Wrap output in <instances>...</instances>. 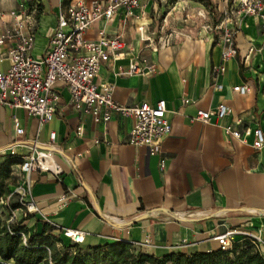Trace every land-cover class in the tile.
Returning <instances> with one entry per match:
<instances>
[{
	"label": "crops",
	"instance_id": "0c3cea01",
	"mask_svg": "<svg viewBox=\"0 0 264 264\" xmlns=\"http://www.w3.org/2000/svg\"><path fill=\"white\" fill-rule=\"evenodd\" d=\"M40 1L43 9L34 28L33 57L46 51L63 6V0ZM18 2L0 0V25L9 21L7 14L18 9ZM140 4L136 11L144 15L133 24L123 28L118 14L112 21L95 22L86 35L94 38L103 29L123 36L124 54L102 64L97 78L113 85L117 103L135 106L165 100L171 129L159 152L151 156L147 147L127 145L133 117L113 112L107 122H94L81 106L69 104L68 91L60 84L57 111L41 128L24 110L0 105V148L10 145L13 117H17L25 130L22 142L28 146L35 142L48 151L61 169L57 178L46 173L30 176V197L37 211L25 214L18 208L14 220L26 217L22 225L36 234L44 223L56 228L55 235L63 229L83 231L86 235L80 246L84 248L125 241L155 257L217 250L214 238L236 231L234 241L244 235L259 237L257 250L264 258V147L257 151L251 137L243 143L224 132V126L232 123L239 130L249 125L264 132V37L258 32L256 17L225 19L235 31L237 51L222 61V41L201 29L195 39L173 45L152 43L156 51L144 47L136 27L144 24L154 37L158 4L157 0H140ZM138 55L155 60L159 72L117 74L119 66H127L130 57ZM220 64L224 71L216 77L214 69ZM7 67V60L0 61V70ZM238 84H246L248 92L233 91ZM184 95L189 98L187 104H182ZM220 102L231 108L228 115L209 122L195 119L197 110L213 109ZM79 125L81 137L76 136ZM52 130L56 138L50 144ZM94 140L99 142L94 144ZM17 166L12 174H17Z\"/></svg>",
	"mask_w": 264,
	"mask_h": 264
},
{
	"label": "built area",
	"instance_id": "2783aa9c",
	"mask_svg": "<svg viewBox=\"0 0 264 264\" xmlns=\"http://www.w3.org/2000/svg\"><path fill=\"white\" fill-rule=\"evenodd\" d=\"M243 4L248 2L247 10L253 13L259 8L260 0H239ZM140 0H69L60 7L57 22L49 36L48 46L43 55L33 57L31 50L34 44L35 11L13 9L7 14L9 21L0 25V61L7 60L8 67L0 70V105L10 108H20L28 115L35 117L38 128L49 122L57 111L60 95L58 84L64 86L69 94V104L73 107L81 106L86 114H90L94 122H107L113 112L123 116L133 117L132 126L126 139L127 145L134 149L147 147L151 156L159 152L160 144L171 129L167 118L168 109L165 100H158L155 104L143 101L135 106H124L113 99V85L98 82L102 64L110 59L119 58L124 54L125 41L121 33L107 34L98 29L94 38L86 35L87 30L97 21H112L120 14V24L124 28L128 23L133 24L141 19L143 11ZM227 22V21H226ZM226 22L218 26L223 43L222 61L236 54L235 31ZM140 41L144 47L156 51L153 37L147 32L146 26L136 27ZM160 42V41H159ZM167 44L163 39L160 45ZM158 63L147 55L131 56L127 66H119L118 75L152 76L159 72ZM224 71L220 64L214 69L217 77ZM217 87H221L217 85ZM232 90L244 95L249 88L246 84H238ZM189 103L186 95L182 97V104ZM231 112L225 102H220L215 108L197 110L195 119L209 122L211 118L221 119ZM235 124L224 126V132L241 142L251 137V146L259 151L264 147V132L259 126H244L242 130L234 128ZM13 130L10 145L0 148V160L7 155L20 157L17 175L20 180L13 194L19 199V209L25 214L37 211L35 203L30 197L33 173L51 174L57 178L60 167L55 163L51 154L36 147V143L28 146L21 138L25 134L19 119L13 117ZM83 135L81 125L76 128V136ZM49 142L53 144L55 131H50ZM99 141L94 140V144ZM19 150H22L20 152ZM160 170L164 169L163 161L159 163ZM9 199V197L7 198ZM15 211V210H14ZM14 211L9 222L14 220ZM61 235L70 244L81 245L86 233L74 229H63ZM236 231H228L214 238L219 249L227 250L234 242ZM245 236V235H244ZM253 240L255 248L261 242L259 237L246 235ZM25 243V238H22ZM185 244V241L183 242Z\"/></svg>",
	"mask_w": 264,
	"mask_h": 264
},
{
	"label": "trees",
	"instance_id": "16d2710c",
	"mask_svg": "<svg viewBox=\"0 0 264 264\" xmlns=\"http://www.w3.org/2000/svg\"><path fill=\"white\" fill-rule=\"evenodd\" d=\"M25 1L29 12L35 9L34 16L37 19L43 9L42 2ZM68 1L63 0L62 4ZM20 162V158L13 155L0 160V264H264V258L247 236L234 241L227 250L217 249L190 255L173 252L155 257L132 250V244L125 241L89 247L85 253H81L80 245L70 244L62 235L53 234L56 228L47 223L42 225L41 233H30L22 225L26 217L17 222H8L10 213L20 208L15 200L17 196L10 189L14 180L12 168ZM7 197L9 200L6 202L4 200ZM71 250L77 252L71 253Z\"/></svg>",
	"mask_w": 264,
	"mask_h": 264
},
{
	"label": "rangeland",
	"instance_id": "374dc122",
	"mask_svg": "<svg viewBox=\"0 0 264 264\" xmlns=\"http://www.w3.org/2000/svg\"><path fill=\"white\" fill-rule=\"evenodd\" d=\"M157 4V10L153 16V26L155 23L159 24V32L157 31L153 37V43L155 45H159L165 38L169 45L184 41L188 38L195 39L199 37L196 32L198 29L203 30L205 34L206 31L210 34L213 33L217 36V39L221 40V34L218 28L220 23L230 17L237 16L242 19L246 15H254L256 17L258 32L264 37V0H260L259 8L253 13L247 10L248 2L243 4L239 0H157ZM15 7L28 10V5L25 0H19ZM32 11H35V9L30 12ZM217 31L218 33H216ZM256 51L253 50V54ZM13 178V185H10L11 191H14L17 186L20 176L14 172ZM8 200L6 199L4 201L7 202ZM15 200L19 203L18 197ZM11 215L12 212L9 215V219ZM14 222L17 221L14 220ZM81 248V253H85L86 248ZM133 249L136 250L134 246H132ZM70 252L76 253L77 251L71 250Z\"/></svg>",
	"mask_w": 264,
	"mask_h": 264
}]
</instances>
